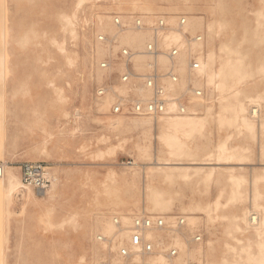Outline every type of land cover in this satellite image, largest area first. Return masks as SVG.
<instances>
[{"label":"rangeland","instance_id":"1","mask_svg":"<svg viewBox=\"0 0 264 264\" xmlns=\"http://www.w3.org/2000/svg\"><path fill=\"white\" fill-rule=\"evenodd\" d=\"M114 15L121 17L125 27L113 23ZM181 15L186 18L184 30L202 36L201 45L192 43L190 51L202 59L212 51L214 68L225 65L218 81L237 83L232 90H213L202 80L206 98L191 106L205 117L204 125L180 137L190 146L198 145V154L211 150L216 156L218 146L223 145L233 155L196 164L184 157L180 166L198 170L193 179L154 177L152 185L163 189L170 202L160 213L149 212L143 175L157 166L152 159L139 156L136 143L140 140L148 146L152 158L168 157L162 141L139 137L141 127L160 129L167 115L154 119L111 111L114 91L121 89L119 74L124 63L119 51L131 50L134 62L137 51L152 40L149 26L158 17L175 26ZM135 17L143 19L146 27H132ZM189 17L201 20V26H186ZM0 33V161L4 172L14 173L21 181L22 162L42 161L53 177L43 193L22 183L10 196L0 191V264H96L101 257L115 262L116 245L102 243L96 235L115 236L117 227L104 234L103 222L145 211L161 214L171 223L177 215L184 217L182 209L190 203H209L210 209L208 213L193 211L198 217L195 227L184 217L186 223L177 237L162 240L175 239L184 262L202 259L205 263L208 244L217 257L225 251V242L231 244L235 249L227 253L229 259L246 255L240 253L239 245L249 243L255 250L257 239H245L251 229L244 231V224L234 228L230 215L236 207L253 211L255 185L264 203V0H0ZM144 33L147 37L141 45L132 47L129 40ZM98 34L105 35L107 42H99ZM104 59L110 63L107 69L99 67ZM231 64L239 73L231 71ZM239 75L244 77L238 82ZM99 86L108 88V111L103 109V96L95 93ZM235 89H242L238 97L248 109L247 95L261 97L258 118L246 113L255 126L252 132L234 120L231 92ZM108 116L121 117L123 127L108 128ZM134 161L137 165L128 164ZM134 172L135 188L130 187V179L127 183L117 180ZM195 231L202 241L191 244ZM81 256L84 262H79Z\"/></svg>","mask_w":264,"mask_h":264},{"label":"built area","instance_id":"2","mask_svg":"<svg viewBox=\"0 0 264 264\" xmlns=\"http://www.w3.org/2000/svg\"><path fill=\"white\" fill-rule=\"evenodd\" d=\"M113 23L117 27H125V22L119 15L113 16ZM185 16H179L178 22L172 26L163 17H158L149 26L152 40L146 43L142 53L148 57L147 66L144 70L136 71L132 62L134 53L128 48H121L119 56L123 61V71L120 75L121 89L114 91L111 111L115 114H126L132 116H147L151 118L162 117L167 114L182 115L189 112V107L198 100H204L206 94L195 80L191 79L185 83L183 89H179L180 74L177 71V59L184 50L185 45L190 47L192 43H201L200 34L190 35L184 30ZM132 27L143 29L146 27L143 19L135 17ZM174 31L180 35L177 42L167 40V46L163 43L164 35ZM99 42H107L103 34L97 35ZM183 43L184 46L181 44ZM182 46V47H181ZM186 47V48H188ZM187 69L192 78H199L196 71L200 68V62L196 52L189 51ZM167 59L168 65L162 68L159 57ZM110 63L107 59L99 62V67L107 69ZM141 87L145 94H141ZM108 88L99 86L95 93L98 97L106 94ZM259 107H251L249 115L257 119ZM4 164L0 161V176L3 174ZM21 183L32 187L37 192H45L52 184L53 177L50 167L42 161H24L20 164ZM256 215L251 216V223H256ZM114 225L117 227L115 236L97 235L96 239L102 243L115 244L116 261L109 257H101L96 264H150L152 257L161 255L166 261L172 262L180 254V249L173 240L153 242L147 238L148 231L179 233L185 224V218L181 215L175 216L173 222H167L161 214L147 213L145 211L130 216V224L125 225L120 216L113 217ZM127 234L128 245H124ZM202 236L195 231L191 234L189 242L198 244ZM187 264H201V260H190Z\"/></svg>","mask_w":264,"mask_h":264},{"label":"bare ground","instance_id":"3","mask_svg":"<svg viewBox=\"0 0 264 264\" xmlns=\"http://www.w3.org/2000/svg\"><path fill=\"white\" fill-rule=\"evenodd\" d=\"M79 2L80 1H78V3ZM1 21H3V20H1ZM193 23H195L198 26H201V20L195 19V21H194L191 19V17H189V22H187L186 26H192ZM174 24H176V23H174ZM207 29H208V27H207ZM0 35H1V33H0ZM145 37H147V33L141 34L140 36H135L134 38L129 40V43L134 48L139 47L141 45L142 40ZM167 40L177 42L178 40H180V35L174 31H170L169 33L164 35L162 38V41L164 44H166V46H167V43H166ZM197 44H199L198 47L201 45L200 43H197ZM181 45L184 46L183 44H181ZM194 45H195V43H194ZM192 49H193V47H188L186 49V51L183 50L177 59L176 68H177V71L179 72L180 77H181L180 82L177 84V87H179V85H180V87H182V86H184V84L187 81L193 79V80H195V83L199 87L202 84V80H205V82L208 85H210L213 90H223L226 87H228L229 89L232 90L233 86L237 82L236 83L232 82L231 84H226L223 80L218 81V78L221 77L225 72V68H224L225 65H222L218 70H216L214 68L215 56H214V53L212 51H208L207 54L205 55V58H203V59L201 58L200 55L198 56V59L200 62V68H199V70L196 71V74L199 75V78L197 79V78L191 77V73L187 69V66H188L187 63H188V55L190 53L189 51ZM57 50H59V49H57ZM230 52H231V50H230ZM218 56H219V54H218ZM144 57H147V56L142 53V49L138 50L137 53L135 54V60L133 62V65H134V68L136 70H144L145 67L147 66V61L144 60ZM159 61H160L162 68H164L168 65L167 59L164 58L163 56L159 57ZM226 62H229V61H226ZM0 63H1V60H0ZM230 69L233 72L238 71L237 68L235 67V64H231ZM1 72L2 71H0V80L2 79V73ZM238 73H239V71H238ZM244 75H239L236 78V80L239 82L244 77ZM230 76H232V75H230ZM1 83H2V81H1ZM139 88H141V87H139ZM138 90H139V92H141L140 89H138ZM240 93H242V89H235L231 92V96L234 98V103H232V105H231L232 111L234 113V120L238 121L239 124L241 126H243L246 130H249L250 132H252V131H254L255 126H254V123L247 118L246 113L250 112L251 107H254V106L260 107V98L261 97L259 95H247L246 96L247 101L251 104V106L248 109V107H247L248 105H246L245 101H243L241 98L238 97V95ZM103 98H104L103 99L104 102L106 103V106H104L103 109L108 111L109 95L107 94V95L103 96ZM110 101H111V99H110ZM217 103H218V101H217ZM194 108L195 107L190 106L188 113L182 114L179 116H174L173 114H167V116H165L163 122L160 125V129H158L157 131H154L155 128L152 129V128L141 127V129H140V136L139 137L141 139L149 138V140H151V136H152L153 137L152 139H157L159 141H162L163 144L166 146V152L169 155L168 157H163V158H155L154 156L152 158L150 150L147 148L148 146L146 147L145 145H142L140 140H138L136 143V147L138 148L139 156L142 158L149 159V160L152 159L153 164H155L157 166L156 169L146 170L144 172L146 175H143V179H145V177H146V181H147L146 188H145V191H146L145 197H146V199H147V201L151 207L149 212L160 213L167 208V206L170 202L169 199H166V197H164L166 192L163 189H160L158 187H154L152 185L151 180L154 177L161 175L164 179H169L173 175H175V176L177 175V176H181L185 179H193V177L195 175H198L197 174L198 170H190L191 167H189V165L188 166H180V164H182L181 161L184 160V157H188V159L191 161L190 164H196L197 162H195V161H197V160H211L212 157H215L216 159H222L224 157L227 158L228 157L227 155H229V156L233 155V153L227 154L226 149L223 147V145L218 146L217 151L215 153L216 156H214V152L211 150H208L207 152H205L203 154H198L197 153V151L199 149L198 145L190 146L181 139V137H180L181 134L182 135H189L193 131L200 129L204 125L205 117L197 115L196 112L194 111ZM259 112H260V110H259ZM118 115H122V114H118ZM126 119L127 118H125V120ZM107 122H108V128H112V129L115 128L117 130V128L120 129L121 127H123V120L121 119V117H112V116L110 117V116H108ZM227 123H228V121H227ZM229 124L231 125V123H228V125ZM150 130H153V131L151 132ZM216 140H218V139H216ZM128 164L133 166V165H137V162H135V161L134 162H128ZM136 175H137L136 172L131 173V175L124 173V174H122V176H119L117 178V180L124 181L127 183L130 179V183H131L130 187L132 185L135 188ZM238 180H240V179H238ZM20 185H21V181H19L17 179V177L14 173H12L10 171H8V172L3 171V174L0 176V191H2V190L5 191L6 196L12 195L20 187ZM238 186H239V184H238ZM36 193H37V191H36ZM232 197H234V196H232ZM260 197H261V192H260L259 188L255 185L253 188V195L251 197L253 211H250L247 208L245 209V208H241V207H236L235 210L230 215L231 224L234 228L241 229L242 225L244 224L245 225V227H243L244 231H246L247 229H251V231H249L245 235V239L247 241H249L251 238L257 239L256 244H255V250H251V245L249 243L239 245L240 253L245 252L246 255L243 256V255L239 254L238 258L229 259L227 253L230 250L235 249V247H233L231 244L225 242L224 243L225 251H222L218 255V257L214 253L212 254L211 247H212V250L214 248H213V246L208 244L209 245L208 246V248H209V251H208L209 254L208 255L209 256H208L207 260L205 261V263L202 259H200L201 264H264V203L259 201ZM234 199H232V200H234ZM219 204L217 203V205H219ZM214 208H215V203H214ZM209 209H210L209 203L205 204V205L190 203L188 205V207H186V208L184 207L182 209V213H183L184 217L187 218V224L190 227H195L198 224V217L195 215V213L193 211L202 210V211H205L206 213H208L207 210H209ZM215 210L216 209H214V211ZM253 215H256V217H257L256 223H251V216H253ZM169 218H172V217L170 216ZM121 219H124L123 222L125 225L130 224V216L128 217V214L122 215ZM113 225H114V222H113V217H112V222L106 220V222H103L102 226H100L101 232L104 234L111 233L112 229H113ZM162 233H160L158 231H148L146 236H147V238H149L153 242L158 243V242H160L161 237H162L161 238V241H162L167 236L175 238V237H177V234H178V233H173L171 231L165 232L166 235L162 234ZM121 236L125 237V241H123V244L128 245L127 234H122ZM236 240L240 241L241 239L236 238ZM174 242H176L175 239H174ZM179 247H180V245H179ZM180 250L182 251V249H180ZM197 251L199 252L200 248H198ZM92 253H93V251H92ZM84 261H85L84 257L81 256L79 259V262H84ZM168 263H170V264H187V262L183 261L181 254L179 256H177L174 260H172V262H168ZM150 264H166V263H165V260L162 258L161 255H157V256H154L151 258Z\"/></svg>","mask_w":264,"mask_h":264},{"label":"crops","instance_id":"4","mask_svg":"<svg viewBox=\"0 0 264 264\" xmlns=\"http://www.w3.org/2000/svg\"><path fill=\"white\" fill-rule=\"evenodd\" d=\"M61 11V10H60ZM59 10L56 12V13H58V12H60ZM80 20H81V18H80ZM48 162H51V161H48ZM51 163H53V162H51Z\"/></svg>","mask_w":264,"mask_h":264}]
</instances>
